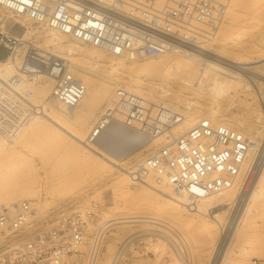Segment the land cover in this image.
<instances>
[{
  "label": "built area",
  "instance_id": "1",
  "mask_svg": "<svg viewBox=\"0 0 264 264\" xmlns=\"http://www.w3.org/2000/svg\"><path fill=\"white\" fill-rule=\"evenodd\" d=\"M231 2L0 0V9L107 55L137 62L199 49L225 21ZM0 48L7 53L1 62L19 61L16 69L0 72V134L15 137L42 113L33 102V88L44 82H52L50 100L56 106L75 109L86 96L87 85L66 60L2 30ZM116 93L113 109L91 128L87 145L102 143L115 127L138 137L133 145L161 137L170 141L128 171L134 186L169 185L194 207L233 188L257 148L255 136L218 119H202L174 137L172 130L183 123L182 116L169 111L163 120V108L151 107L124 90ZM95 209L63 213L40 224L29 202L0 203V264H99L104 234L102 228L90 229ZM249 264H264V258H253Z\"/></svg>",
  "mask_w": 264,
  "mask_h": 264
},
{
  "label": "bare ground",
  "instance_id": "2",
  "mask_svg": "<svg viewBox=\"0 0 264 264\" xmlns=\"http://www.w3.org/2000/svg\"><path fill=\"white\" fill-rule=\"evenodd\" d=\"M160 1L162 2V0ZM249 4L250 0H232L227 13L228 22L226 21L225 24L222 23L220 27L215 29L212 38L203 41L204 43L199 49L188 50V52H185L183 55L168 53L159 58H154L157 60L160 58L167 59L166 64L160 63L157 65L149 64L138 66H135V64L139 61L132 62L126 58H117L113 56H111L113 59L107 58L105 53L95 48L87 47L85 44L78 41H71L72 39L58 34L44 25H38L26 17L14 16L6 12L10 17L0 16V29H5L7 22L15 18L14 22L21 24V26L25 28V32L22 36L24 42H29L28 40L30 37L38 33L39 36L36 39L41 38L46 43V47L59 51L62 55H58V57L67 61L73 73H75V69L84 72L82 74L79 73V76L82 77L88 88L86 96L77 108L65 109L51 102L50 94L53 86L51 81L36 86L33 88V102L37 106H40L42 113L33 118L21 132L33 128L36 130V133L28 135L29 137L32 136L36 138L41 142V145L45 146V149L54 151L56 155L64 151V153L72 159L81 161L87 167L88 173H92L94 179L95 177L100 178L107 173L115 171L123 172L126 168V159L133 153L131 147L134 141L136 142V140L139 139L138 137L132 138L131 135H126L127 133L124 134V131L119 127H115L113 131L106 135V139L102 143L96 145H87L85 143L88 131L91 130L90 128L104 116L106 110L113 109L114 102L117 98L116 92L118 90H124L132 96L141 97L151 107L158 106L163 108V120H166L167 117H169L168 114L172 112L182 116L183 123L175 126L172 130V136L174 137H178L187 132L202 120V116L199 112L203 101L207 97H213L215 99V102L209 105L208 114L217 116L220 111L221 101L226 100L229 92L234 88H240L244 82L251 84L255 93L260 96L262 93L257 88V85L264 84V75L260 74L258 70L264 68V63H260L263 62L264 59L256 62H248L244 58L229 59L220 49H211L212 43L217 38L220 43H224L228 40L231 43H238L244 40L245 36L243 32L232 37H229L228 34L233 30L239 29L241 17L238 16L240 13L237 11L242 6L247 9L248 6H250ZM249 12L251 13V11ZM28 20L35 25L46 28L48 30L47 33L37 32L36 27L30 24ZM36 39L33 40L34 43ZM33 45L36 46V44ZM259 63V66H252L253 64ZM18 65V58L15 60L11 58L5 62H0V72L9 73L11 70L16 69ZM152 77L166 78L170 82H176L180 84V89L173 92L166 84L162 87L153 83ZM145 93L149 94V97L145 96ZM159 96H170L171 98L161 100L157 99ZM181 106L185 109L193 110V114L190 112V114H188ZM81 107L82 109L80 111L79 108ZM78 110L79 113H77ZM169 111H171V113H169ZM257 115L258 119L263 117L264 114L260 113L255 116ZM217 119L224 123V120L220 117ZM245 122L244 119H241L238 124L241 126L244 125ZM12 138L14 137L0 134V203L9 204L27 201L34 205L39 215V212L41 213L45 207L46 203L44 202L50 201V196L48 197L46 195V197L43 191L36 188L32 183H29V181L31 182L32 180L28 177L33 175L32 177L34 178L37 173L36 171L39 172L40 169L43 171L40 160L41 157L36 155V162H29L28 160H30V158L32 159L34 156L32 152L36 148L27 149L21 146L20 148L18 147V149L15 146L6 145L4 141ZM114 140L121 145H125H122L124 148L118 150L116 154L110 153L105 147V143L113 142ZM160 140H164L163 145H168L170 143L169 140L163 137L148 142H151L150 144L152 145ZM257 149L258 148L255 150ZM27 151L30 153H27ZM253 152L251 154H253ZM251 154L250 156H252ZM56 155L54 159H56ZM52 158L53 156H44V159H49L53 163L54 159L52 160ZM249 158L233 188L222 193V198L218 204L217 210L220 214L218 217H221L223 221L217 222L216 232L222 227L226 211L231 208L235 209L233 210L234 214L230 221L228 223L226 222V226L217 236L218 242L217 246L213 249V257L210 264H249L247 261L251 257L264 258V236H252L254 232L264 227V146L260 149L259 157H257L258 159L255 163L251 164ZM54 164H56V162ZM44 171H46L45 168ZM24 172L27 173L22 177V173ZM44 173L45 172L42 174ZM21 177L22 179L25 177L26 181L21 180ZM42 180L43 178L41 179L40 177V182H43ZM126 182H130L128 175H125L118 184L124 185ZM142 186L150 189L152 188L151 190L149 189L152 195L163 198V200L169 202L170 209L174 214H177L184 220H190L189 224H187L189 229H191L196 218L204 216L208 212L211 204L210 197H207L199 201L196 206L189 207L186 205L183 197L176 193L169 185L149 182V184H144ZM126 195L130 200L138 198L134 194L125 193V197ZM132 217L133 216L128 218ZM123 218L127 219V217H121V220ZM112 220L113 219H108L104 223ZM139 222L148 225L157 224L149 219L147 221H121V223L125 224ZM166 224L169 226H164V231H160L163 235H154L158 236L159 241L165 242L164 244H167L165 237L169 236L170 227H174L169 223ZM148 230L152 231L153 229L150 228ZM144 235L146 234L142 236ZM147 235L150 236L152 234L150 233ZM214 238L215 235L211 234L206 242H210ZM133 239L134 237L130 239V241ZM177 245L179 250H185V248H187L190 251L189 256H185L186 263L196 264L197 247L194 246V243L185 240V243L181 242V246L180 244ZM166 252H168L170 256L176 254L174 249H171L172 253L168 249H166ZM177 254L174 255L175 264L178 262L181 263L183 260V257L179 255L178 252ZM123 255L124 251L119 252L114 257L110 258L107 264H118L122 262Z\"/></svg>",
  "mask_w": 264,
  "mask_h": 264
},
{
  "label": "rangeland",
  "instance_id": "3",
  "mask_svg": "<svg viewBox=\"0 0 264 264\" xmlns=\"http://www.w3.org/2000/svg\"><path fill=\"white\" fill-rule=\"evenodd\" d=\"M249 5L250 6H248L247 9L242 6L237 11L240 13L238 16L241 17V28L239 26V29L233 30L228 34L229 37H232L243 32L245 36L244 40L238 43H231L229 40L224 43H220L219 39L217 38L212 43L211 49H220L229 59L244 58L248 62H256L264 59V0H250ZM249 11H251V13ZM0 16L10 17L9 14L1 9ZM14 19L15 18L10 19L6 24V28L0 30H2V32L5 31V33L9 35L22 38L25 28H23L21 24L15 23ZM227 20H229L228 15L226 16L223 23L225 24ZM29 23L36 27L37 32L47 33L48 31L43 26L40 27L30 21ZM38 36L39 34L36 33L34 36H31L28 41L36 44L40 52L50 54L55 53V56L62 55L59 51L46 47L44 40L41 38L36 39ZM34 39H36L35 43L33 42ZM71 41L76 42L75 40ZM105 56L107 58L113 59V57L107 54H105ZM166 60L167 59L163 58H160L159 60H142L137 62L135 66L149 64L157 65L160 63L166 64ZM260 63L263 64L264 61ZM260 63L253 64L252 66H259ZM258 71L260 74L264 75V68ZM79 73L82 74L84 72L75 69L74 74L82 79V77L79 76ZM152 79V82L158 84L159 86L163 87L166 84V86L171 88V91L173 92H176V90L178 91L180 89V84L176 82H170L166 78L152 77ZM109 88L112 89L111 87ZM257 88L262 93L260 96L255 93L254 88L248 82H244L240 88L232 89L230 91L231 93L229 92L227 99L221 101L220 111L217 115L222 120H224L223 122L225 124H228L239 131H243L246 135L255 136V138L257 137L256 141L258 142V149L255 150L253 154H251L252 156L249 158L251 164L255 163V161L258 159L257 157H259L260 149L262 146H264V115L263 117L258 118L259 120L257 119L258 115L255 116L256 114L260 113L264 114V84L257 85ZM144 95L149 97V94L147 93ZM169 98L171 97H157V99L161 100H167ZM214 102L215 99L213 97H207L203 101L199 112L202 116V119L208 118L216 120L218 118L217 116L208 114L210 107L209 105H212ZM181 108L188 114H193V110L185 109L183 106H181ZM81 109L82 107L79 108L80 111ZM79 110L77 113H79ZM241 119H244L246 122L244 125L240 126L238 123ZM33 133H36V130L31 128V130L20 132L17 137L6 139L4 142L8 146H15L17 148H20L21 146L27 149L35 147L36 149L32 152V155L34 156L32 159L30 158V160H28L29 162L35 163L37 159L36 155L41 157L40 160L43 171H41V169V173L40 171H36L37 173H35L37 176L35 175L34 178L32 177L33 175L28 177L30 180H32L31 182L29 181V183H32L36 186V188L43 191L45 196H50V201L44 202L46 203L44 207L45 209L43 208L44 211L42 210L41 213L39 212L37 220L40 224L56 220L57 217L63 213H83L84 211L91 210L94 208V206H96V209L94 210L96 214L95 220L91 223L90 229H97L103 226L101 228L103 230L104 240L99 264H107V261L110 258L122 251H124L123 259L122 262L118 264H175L174 255H176L177 252L183 257L181 263L178 262L177 264H187L185 261V256H189L190 251L187 248H185V250H179L177 245L180 244L181 246V242L185 243V240L194 243V246L197 247L196 264H210L213 257V249L217 246V236L230 221L232 215L234 214L233 210L235 209L231 208L226 211L222 227L216 232L217 222L223 221L221 217H218L220 214L217 210L218 204L222 198V194L210 197L211 204L209 206L208 212L204 216L196 218L193 225L191 226V229H189L187 224H189L190 220H184L177 214H174L170 209L169 202L163 200V198L151 194L150 190L152 188L150 189L142 186L144 184L134 186L131 181L124 183V185L118 184V182L122 181L125 175L129 176L128 171L135 168L137 164L142 161L149 153L158 147L163 146L164 140H160L159 142H156L152 145L150 144L151 142H140L137 143V145H133L131 147L132 150L130 149L133 151V153L130 154V156H128L126 159V168L123 170V172L115 171L107 173L105 176L100 178L95 177L93 179L94 176H92V173H88L87 167L81 161L72 159L71 157L67 156L64 151L61 152V154L56 155L54 151L45 149V146L41 145L40 141H38L36 138H33L32 136H28L30 134L33 135ZM115 140L113 142L105 143L107 150L113 154H116L118 150L123 149V146H125L123 144L122 146L119 142H115ZM27 153L30 152L27 151ZM54 154L56 155V159H54ZM44 156H53L52 160L54 159V162L52 163L49 159H44ZM55 162L56 164H54ZM44 168L46 171H44ZM43 172L45 173L42 174ZM25 173L27 172L22 173V177L25 175ZM22 177L21 180L26 181V178L24 177L22 179ZM40 177L41 179L43 178V182H40ZM125 193L134 194L138 198L130 200L127 198V195L125 197ZM32 206L34 207V205ZM131 216L133 217L128 218ZM121 217H127V219L123 218L121 220ZM108 219L113 220L104 223ZM148 219L156 222L157 224L148 225L146 223L139 222L132 223V225L121 223V221H147ZM166 223H169L174 227H170L169 236L165 237L167 244H164L165 242L163 243L159 241L158 236L154 235L162 234L160 231H164V226H169H167ZM150 228L153 229V232L148 230ZM263 228L257 232H254L252 236L263 237ZM150 233L153 236L147 235ZM143 234L146 235L142 236ZM211 234H214L215 238L210 242H206ZM133 237L134 239L130 241V239ZM166 249H168L170 252L171 249H174L176 254H172L173 256H170V254L166 252ZM252 259L253 257L246 261L249 263Z\"/></svg>",
  "mask_w": 264,
  "mask_h": 264
},
{
  "label": "crops",
  "instance_id": "4",
  "mask_svg": "<svg viewBox=\"0 0 264 264\" xmlns=\"http://www.w3.org/2000/svg\"><path fill=\"white\" fill-rule=\"evenodd\" d=\"M7 53L0 48V62L6 59Z\"/></svg>",
  "mask_w": 264,
  "mask_h": 264
}]
</instances>
